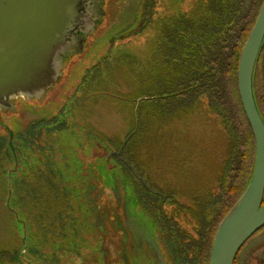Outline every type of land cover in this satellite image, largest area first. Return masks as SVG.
Returning a JSON list of instances; mask_svg holds the SVG:
<instances>
[{"label": "rangeland", "instance_id": "rangeland-1", "mask_svg": "<svg viewBox=\"0 0 264 264\" xmlns=\"http://www.w3.org/2000/svg\"><path fill=\"white\" fill-rule=\"evenodd\" d=\"M98 2L101 18L93 32L85 36L83 49L76 48L66 56L56 85L40 99L18 96L10 108L0 107V132L8 136L14 133L13 146L20 145L17 134L44 120L48 127H43L45 133L41 137L47 143L45 157L49 166L60 167L61 172L72 168L79 179L73 183L68 179L66 185H74L81 192L73 200L70 218L64 212L59 218L45 219L51 222L45 225L41 236L35 231L36 226L34 230L29 227L31 234L23 233L15 215L0 206L1 246L13 249L14 240L18 239L20 251L16 262L6 264H174L170 250L173 246L166 239L169 228L166 232L160 228L157 215L147 209L149 205L141 207L136 182L134 186L128 184L113 160L132 121L124 97L132 92L134 84L125 75L124 66L129 57L136 62L150 55L155 30L151 27L141 34L135 31L142 0ZM168 4L171 3L166 0L161 3L162 11L169 10ZM194 4L195 0H182L180 6L189 10ZM238 115L241 151L252 145L248 164L254 171L256 146L253 138L252 142L247 141L249 124L243 112L238 110ZM187 119V124L178 122L168 128L173 130V145L167 152L169 157L164 158L163 152L155 163V175L160 186L164 180L173 188L182 187L183 196L177 201L180 206L192 208L196 195L212 191L213 200L220 196V176L228 165L233 137L225 129L222 117L207 102ZM142 155L147 160L148 155ZM239 159L236 163L245 168L246 162ZM18 167H24L21 158L12 166L14 170ZM158 168L164 169L163 180L162 176L157 177ZM114 169L118 172L114 173ZM242 175L238 180L240 190L247 187L252 177L251 173ZM179 217L178 244L183 243L186 250L197 247L198 253L192 250L188 258L190 264H200L201 243L195 242L202 241V237L189 223L191 216ZM24 221L31 226L28 219ZM263 233L264 229L243 247L235 264H250L251 260L246 261L251 255V264H257V259H253L264 257L263 241L256 239Z\"/></svg>", "mask_w": 264, "mask_h": 264}, {"label": "trees", "instance_id": "trees-1", "mask_svg": "<svg viewBox=\"0 0 264 264\" xmlns=\"http://www.w3.org/2000/svg\"><path fill=\"white\" fill-rule=\"evenodd\" d=\"M166 1L171 3L168 11H162L160 6L164 0H142L135 31L141 34L154 27L155 36L150 55L136 62L129 57L124 66L125 75L134 84L132 92L124 97L132 121L113 160L128 184L132 186L136 182L141 207L149 205L147 209L157 215L160 228L165 232L169 228L166 239L173 246L170 250L174 264H190L188 255L192 250L198 253L197 247L186 250L183 243L178 244L181 234L177 232L176 223L181 215L191 216L189 223L202 237V241L195 242L196 245L201 243L200 264H209L218 227L247 188L240 190V175H253L254 172L248 164L252 145L241 151L238 110L249 124L247 141L252 142L253 138L255 146L256 141L239 94L238 67L264 0H195L189 10L181 8L182 0ZM206 102L222 117L233 141L230 142L228 165L220 176V196L213 200L212 191L198 194L189 208L179 205L177 200L183 196V188L176 189L165 182L162 168L156 172L163 180L162 186L158 184L155 163L160 161L163 152L164 158L169 157L167 152L173 145V130L168 128L175 127L178 122L187 124V117ZM43 121L17 134L20 145H11V134L0 132V206L9 215H15L16 222L27 235L31 234L29 227L33 229L34 226L40 236L44 234L45 225L51 222L46 220L50 217L59 218L64 212L69 217L74 212L73 200L81 196L79 188L66 185L68 179L71 183L79 179L72 168L61 172L60 167L49 166L45 157L47 143L41 137L45 133L43 127L48 126ZM143 151L148 155L147 160L143 158ZM20 158L24 167L14 170L12 166ZM239 158L246 162L245 168L236 163ZM118 171L113 170L114 173ZM169 206L173 208L168 210ZM19 252L18 239L14 240L13 249L0 243V264L16 262Z\"/></svg>", "mask_w": 264, "mask_h": 264}, {"label": "water", "instance_id": "water-1", "mask_svg": "<svg viewBox=\"0 0 264 264\" xmlns=\"http://www.w3.org/2000/svg\"><path fill=\"white\" fill-rule=\"evenodd\" d=\"M98 0H0V107L18 96L40 99L56 85L66 56L83 49L101 18ZM264 39V2L238 67L241 102L256 141V164L246 190L221 221L209 264H235L245 244L264 227V121L253 76ZM10 144L14 133L11 132Z\"/></svg>", "mask_w": 264, "mask_h": 264}, {"label": "flooded vegetation", "instance_id": "flooded-vegetation-1", "mask_svg": "<svg viewBox=\"0 0 264 264\" xmlns=\"http://www.w3.org/2000/svg\"><path fill=\"white\" fill-rule=\"evenodd\" d=\"M253 93H254L256 105H257L258 110L260 112V115L264 121V39H263V42L261 44V48L259 50L258 58H257L256 65H255L254 76H253ZM257 233H259V232H257ZM255 235L247 242L248 244L250 241H252V239L255 238ZM256 239H258V242H261V240H262L263 245H264V233L261 234L260 236L258 235L256 237ZM247 243L245 245H248ZM251 254H253V253L251 252ZM263 254H264V251H263ZM247 256H249V254ZM252 256L253 255L248 257L246 263L249 262V260H251V263L253 262ZM256 259H257V262H256L257 264H264V257L263 258L257 257L253 260L256 261Z\"/></svg>", "mask_w": 264, "mask_h": 264}]
</instances>
